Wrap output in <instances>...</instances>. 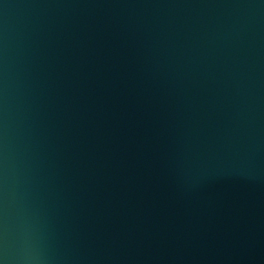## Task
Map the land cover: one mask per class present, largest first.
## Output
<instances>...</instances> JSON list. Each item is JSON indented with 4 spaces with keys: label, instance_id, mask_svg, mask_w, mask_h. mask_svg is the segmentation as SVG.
<instances>
[{
    "label": "water",
    "instance_id": "water-1",
    "mask_svg": "<svg viewBox=\"0 0 264 264\" xmlns=\"http://www.w3.org/2000/svg\"><path fill=\"white\" fill-rule=\"evenodd\" d=\"M0 264H264V0H0Z\"/></svg>",
    "mask_w": 264,
    "mask_h": 264
}]
</instances>
